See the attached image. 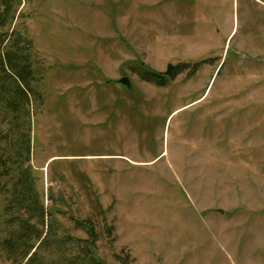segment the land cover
Listing matches in <instances>:
<instances>
[{
    "label": "rangeland",
    "instance_id": "rangeland-1",
    "mask_svg": "<svg viewBox=\"0 0 264 264\" xmlns=\"http://www.w3.org/2000/svg\"><path fill=\"white\" fill-rule=\"evenodd\" d=\"M19 10L44 97L30 165L58 235L89 240V222L101 264H264V0ZM141 64H171L166 85ZM29 219L0 180V264L1 241Z\"/></svg>",
    "mask_w": 264,
    "mask_h": 264
},
{
    "label": "trees",
    "instance_id": "trees-1",
    "mask_svg": "<svg viewBox=\"0 0 264 264\" xmlns=\"http://www.w3.org/2000/svg\"><path fill=\"white\" fill-rule=\"evenodd\" d=\"M21 2L0 0V180L4 179L13 190L30 219L20 222L21 229L14 238L1 241V250L11 264H101L92 256V225L87 221L78 223L86 228L91 240L59 236L56 218L36 187L30 165L31 135L33 117L44 97L32 40L25 27L17 23ZM203 62L193 63L189 74ZM186 68L181 65L179 72ZM135 69L142 79L158 86L166 85L170 76V71L156 72L144 64ZM68 244L76 248L75 253L67 254Z\"/></svg>",
    "mask_w": 264,
    "mask_h": 264
},
{
    "label": "water",
    "instance_id": "water-1",
    "mask_svg": "<svg viewBox=\"0 0 264 264\" xmlns=\"http://www.w3.org/2000/svg\"><path fill=\"white\" fill-rule=\"evenodd\" d=\"M171 64L167 65L166 71L168 72L169 69L171 68ZM120 83L124 84L126 87H130V81L127 77H122L119 81Z\"/></svg>",
    "mask_w": 264,
    "mask_h": 264
}]
</instances>
